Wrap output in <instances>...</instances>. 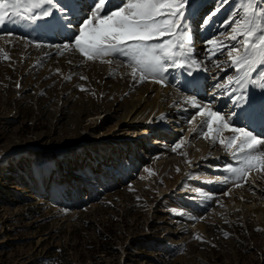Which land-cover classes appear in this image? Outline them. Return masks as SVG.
<instances>
[{
  "label": "rangeland",
  "instance_id": "obj_1",
  "mask_svg": "<svg viewBox=\"0 0 264 264\" xmlns=\"http://www.w3.org/2000/svg\"><path fill=\"white\" fill-rule=\"evenodd\" d=\"M244 2L198 0V12L186 23L199 26V37L192 26L189 32L191 45L197 35L194 47L200 50L202 60L188 69H169L164 83L150 77L140 81L139 73L133 79L128 59L119 54L88 61L74 51L77 73H61L60 66L49 68L42 63L26 43L22 42L25 48L9 40L11 33H21V29H13L17 26L14 19L0 26V264H264V197L237 191L235 187L243 180L228 169L241 167L242 155H232L236 148L219 143L215 132L205 138L207 124L202 120L207 118L198 115L199 109L185 100L195 97L199 104L231 119L234 127L249 125L240 117L248 105L234 106L233 100L242 93L250 96L251 91L255 94L262 89L251 83L243 89L240 84H229L228 77L238 75L236 69L226 54L210 51L219 45L208 44L215 38L229 45L225 41L234 24L228 21L243 16ZM256 2L264 7V0ZM213 11L216 14L210 22L202 24L201 17ZM68 32L66 37L72 34ZM198 54L193 56L199 58ZM95 64L99 70L92 75L90 67ZM48 70L52 75L46 74ZM260 73H264V65L251 73L252 79ZM193 79L197 83L190 84ZM217 84L226 88L217 89ZM150 89L155 93L168 90V108L179 119L172 118L174 123L168 119L151 121L156 128H149L139 145L148 147L149 139L159 132L161 149L173 154L166 158L158 153L162 157L149 162L136 160L140 151L147 153L148 148L136 149V145L129 154L132 132L144 126L120 125L126 106L141 101L144 94L147 98ZM87 104L90 109H86ZM84 107L90 114L100 107L109 113L81 115L79 130L85 133L88 144L69 146L65 120L59 116H71L73 110ZM184 125L204 138L193 137L192 146L185 147L182 142L189 136L176 132ZM225 133L233 135L228 130L219 135ZM169 134L172 137L165 139ZM108 136L114 140L112 144L106 143ZM211 137L215 144L207 141ZM177 144L181 146L173 151ZM32 145L37 148H30ZM220 150L231 155L222 161L227 169L218 173V178L233 185L230 190L228 186L214 190L218 185L213 180L216 172L192 170L201 163L190 166L193 159L216 151L218 155ZM228 160L231 163L225 164ZM207 187L208 191L204 190ZM229 192L230 199H222L221 195ZM214 195L219 202H212ZM201 207L207 210L203 213ZM176 209L182 211L179 218H174Z\"/></svg>",
  "mask_w": 264,
  "mask_h": 264
},
{
  "label": "snow or ice",
  "instance_id": "obj_2",
  "mask_svg": "<svg viewBox=\"0 0 264 264\" xmlns=\"http://www.w3.org/2000/svg\"><path fill=\"white\" fill-rule=\"evenodd\" d=\"M58 2L59 0H0V26L12 17L27 21L47 18V22L72 33L68 37L69 42L63 45L66 50L71 47L88 61L123 55L129 61L133 79L139 73L140 81L150 77L155 82L164 83L165 73L169 69H188L196 64V61L190 59L192 36L187 31L186 22L198 12V0H121V4L107 11L111 0H93L82 17L76 16L75 7L63 5L61 11L68 7L72 15V19L66 23L62 16L47 9L37 14L36 10L42 9L45 4L54 5ZM78 3L79 0H70L72 5ZM242 10L243 16L228 21L234 26L227 34V39L236 43L226 46L222 41L211 39L208 44L219 45L210 51L213 54L216 51L226 54L231 66L236 69L238 75L228 77L229 84H240L243 89L246 84L251 83L264 90V73H260L256 80L251 77L253 71L264 65V7H260L256 0H246L242 3ZM215 14L203 15L200 22L207 25ZM106 62L111 63V60ZM216 66L219 67V64ZM188 75H192L191 71ZM189 83L197 82L194 80ZM215 87L226 88L222 84ZM229 99H232L231 94ZM185 100L199 109L198 115L207 118L202 120V124H207V133H203L205 138L213 132L219 135L222 130L233 133L226 138L227 147H235L233 155L240 154L243 160L241 167H229L228 170L235 173L237 179L246 177L253 169H264V138H258L245 127H234L231 119L208 105L199 104L195 97H186ZM243 104L248 105L244 115L251 118L257 101L242 93L233 100V105ZM259 104L260 117L264 121V94L261 95ZM224 142L220 141L221 144ZM180 146L177 144L172 150L176 151Z\"/></svg>",
  "mask_w": 264,
  "mask_h": 264
},
{
  "label": "bare ground",
  "instance_id": "obj_3",
  "mask_svg": "<svg viewBox=\"0 0 264 264\" xmlns=\"http://www.w3.org/2000/svg\"><path fill=\"white\" fill-rule=\"evenodd\" d=\"M117 1L119 2V0H111V2L108 3V5H107L106 11L113 9L115 7V5H117ZM4 2H7V1H4ZM92 3H93V0H79V3L78 4L72 5V4H70V0H59V2L58 3H54V5L45 4L42 9H38L36 11H37V14L39 12L44 11L45 9L50 10V11H53L58 16H62L64 18V22L66 23L68 20L72 19V15L69 13L68 7H64L63 10L61 11V6H63V5H69L70 7H75V9H76V13H75L76 16L77 17H82L84 15V13L88 11V6L91 5ZM81 9L83 11H81ZM6 11L10 12L11 10L10 9H6ZM11 19H14L15 22L17 23V26H13V29L14 28L21 29V33L20 34H12L11 33V35L9 34L10 36H8V38H9L10 41H12L15 45L17 43H20L25 48H26V46L23 43H26L29 47H31L28 50H30V52L33 53L34 56H37V58L39 57V59L42 60V63H46L47 65H49V68L52 65H53V67H54V65H57V68H58V66H60L61 73H63V72L66 73V72H68L67 70H72L73 71V74H75V72H76L75 70H77V67L79 66V64L76 61L77 58L74 56V53L76 51L74 52V50H72V49L65 50L62 47L63 44L69 42L68 41V36L66 37V34H65L66 31L67 32L69 31L68 29L59 28L57 26H54L52 23L47 22V18L39 19V20H36V21L21 20V19L15 18V17H12ZM191 26H192V28L197 29L196 30V34L199 37V34H198L199 33V26L195 25L194 22H190V25L189 24L187 25V30L188 31L191 30ZM206 28H207V26H206ZM63 29H65V30L63 31ZM214 31L216 32V30H214ZM206 32H208V31H206ZM70 33L68 32L67 34L69 35ZM211 33H213V32H211ZM63 34H65V36ZM197 35H194L195 38L193 39V42H192V45H191L190 57H194V58H195V56H193V55L194 54L197 55L200 52V50H199V52L196 51L195 49H197V48L194 47V43L196 42V36ZM216 38H218V37H216ZM225 42H227L229 45H232L234 43V41H230L229 39H227V41H225ZM202 49H204V47ZM30 52H28V53H30ZM206 53H207V51H206ZM0 56H2V55H0ZM198 56H199V58H195L194 59V61H196V63H198L200 61V59L202 60V58H201L202 56H200L199 54H198ZM96 65L97 64H95V66H91L90 67V69L92 71V73H91L92 75H95V72L97 70H99V68H97ZM199 67H201V66H199ZM205 67H207V64H206ZM10 68H12V67H10ZM202 71H203V69H202ZM46 74H51V72L48 70L46 72ZM67 75H69V73ZM44 76L46 77L45 74H44ZM182 80L184 81L185 79H182ZM181 82H180V85H181ZM203 82L206 83V80L204 79ZM185 89H187V88H185ZM138 90H140V89H138ZM181 90H182V88H181ZM147 91H150V93H149L150 95L147 98H146V94H144V97H143V99L141 101H138L137 103H135V104H133L131 106H130V104H128L126 106V108L123 110V117H122L124 122L120 125V127H126V128L133 127L135 125H137V126L138 125L144 126V127H141L139 129H136L135 131H133L132 132L133 133V137L128 140L129 141L128 142V145L131 147L130 150H129L130 151L129 154L132 153V148H134L136 145H137L136 146V149L137 148H140L141 150L142 149L146 150L148 148V150H146V151H148L147 153L146 152H143V151H140V154H138V158L136 159L138 161H149V160H152V159L153 160L154 159L156 160V158L162 157V156L156 155L158 153L159 154H161V153L165 154V157L166 158L171 157V154H173V153H171L170 150H166L167 148L161 149L162 148L161 147L162 146L161 145L162 144L161 143L162 142L161 141L162 140V138H161L162 137V134L161 133H159V132L158 133H155V136H152V138L149 139L150 141H149V146L148 147H145V145H139V141H140L141 137L144 134H147V133L150 132L149 128H156L155 127L156 126V123H152L151 122V121H153V119L156 120V122L159 121V120L168 119V121L171 122V123H174L173 121H176V120H173L172 118L177 117L175 119H179L178 115L176 113H172L171 114V112H170V110L168 108V105H169L168 101L170 100L169 99V96H168V90H166V91L165 90H160V91L157 90V91H159V93H155L154 90H151V89L150 90H147ZM254 91L255 90L251 91L253 93L250 96L257 101V104H256L255 111H254L252 117L251 118H248V117H246L244 115V110L247 109L246 107L244 109L241 108L242 111L240 112V117H242L243 119H245L247 121V123L249 124L247 126V128H246L247 130L252 131L254 135H257V136L263 135L264 136V121H262L261 120V117H260V111H261V109H260V104H259L261 95L264 94V92H262L263 90L262 91H259L258 90V92L254 94ZM211 93H213V92H211ZM211 93L209 94V96H213V94H211ZM248 96H249V94H248ZM172 97H174V96H172ZM220 98H222V97H220ZM171 99H173V98H171ZM176 104L179 105V103H177V102H176ZM180 106H181V104H180ZM85 107H86V109L89 108L90 107V104H87ZM85 107L82 110L81 109L80 110H76V112H74L75 110H73V112L71 113V116H64V115L59 116V118L61 120L62 119L65 120L64 123H63V127L65 128V130H67V132H68L67 133V138L70 139L69 141H71L70 144H69V146L76 147V146H79L81 144H83V145L88 144L85 141V137H84L85 136V133L84 132H80V130H79V124H80V119L79 118H80L81 115H85V117H87V116L91 117L93 115H97L96 113L98 111H104L106 113H109V109L104 110L102 107H100L98 109H95L96 111H94L93 114H90L88 110L86 111ZM172 107L174 108V106H172ZM238 108H240V107H238ZM254 116H255V122L254 123L251 122V126H253V129H252V127L250 126V120H253L254 119L253 118ZM125 119H126V121H125ZM179 122H180V120H179ZM98 123L96 122L94 124L96 126H98L99 125ZM191 128L192 127L189 128V126H185L184 125L183 128H178V131H176L178 134L181 131V132L184 133L185 136H187V135L189 136L186 141L182 142L185 147L186 146H189V145L192 146L193 141H194V138L193 137H196V138H204V137H200V136L194 135L193 134V131H191ZM204 129L207 130V127H204ZM217 136L220 138V139L219 138L217 139L219 141V143H220L221 140H224L225 142H228L227 139H226L227 137H229V134L228 133L220 134V135H217ZM171 137H172V135L169 134L167 137H164V138L165 139H170ZM191 137H192V140H191ZM36 140H38V139H36ZM123 140L125 141V139H123ZM111 141H114V140L110 139V136H108L106 143L112 144ZM116 141L117 142L118 141H121V139L120 140L119 139H116ZM207 141L208 142H212V143L215 144V140L212 137H211V139H209ZM225 142H224V144H227ZM100 146H102V145H100ZM29 147L30 148H37L36 145H32V146H29ZM64 148L66 149V147H63L62 149L65 150ZM21 150H24V149H21ZM12 152L13 151H9L8 153L11 154ZM111 152H112V149H110V153ZM217 152L218 151H216L215 153L212 152L210 155H208V157H199V158L193 159L191 161V163H190V166L193 167V166H196V165H198V164L201 163L200 165L197 166V168H194L192 170H198V169L200 170L201 169L202 172H204L205 170L211 169L213 172H216V175L214 176L213 180L216 181V182H218V185H216V187L214 188V190L222 191V190H225V188H227L226 186H228V188L230 190V188L233 185H230V181L228 179L223 180L222 178H218L219 177L218 176V173L224 171L225 169H227L226 166L224 167L222 165V161H224L225 158H228V159L230 158L231 159V155L225 154V152H223L221 150H220L221 153L218 154V155H216ZM93 154L95 155L96 153L94 152ZM231 161L230 160L225 161V164L227 162H230L231 163ZM233 161H234V159H233ZM214 166H216V167H214ZM262 172H264V169H260V170L253 169V170L249 171L247 173L246 177L242 178L243 181L238 184L239 186H236L235 187V188L238 189L237 191L246 192L245 195H247V196L253 195V196L260 197V198L261 197H264V174ZM222 182H224V184H220ZM223 187H225V188H223ZM204 190L208 191V187L205 188ZM217 195H218V192H217ZM217 195H214V197H213L214 199H212V202L213 203L219 202V198H217L218 197ZM221 197H224L222 199H230L231 193L229 192V195H221ZM216 198L218 200H216ZM209 199H210V197H209ZM205 208L206 207H201V208H199V210H201L204 213L207 210V209L205 210ZM229 210L230 209H228V211ZM176 213L177 214L174 215V218H179L181 216L182 211L180 209H176ZM260 213L263 214V209L260 210ZM199 214L200 213H197V215H199Z\"/></svg>",
  "mask_w": 264,
  "mask_h": 264
}]
</instances>
